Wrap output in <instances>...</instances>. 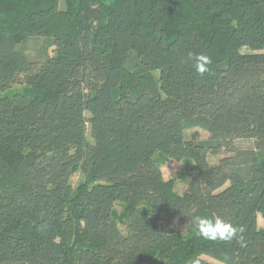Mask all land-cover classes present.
I'll return each mask as SVG.
<instances>
[{
  "label": "trees",
  "instance_id": "trees-1",
  "mask_svg": "<svg viewBox=\"0 0 264 264\" xmlns=\"http://www.w3.org/2000/svg\"><path fill=\"white\" fill-rule=\"evenodd\" d=\"M260 216L264 0H0V264H264Z\"/></svg>",
  "mask_w": 264,
  "mask_h": 264
},
{
  "label": "rangeland",
  "instance_id": "rangeland-1",
  "mask_svg": "<svg viewBox=\"0 0 264 264\" xmlns=\"http://www.w3.org/2000/svg\"><path fill=\"white\" fill-rule=\"evenodd\" d=\"M61 5L63 7L64 0H60ZM44 45V41L42 39L37 40H31L27 44L28 53L31 57L38 56L39 52L42 49V46ZM198 131V138L200 139H208L211 134L208 132H205L203 130H197ZM255 142L250 140H239L236 142L237 148L240 149H249L254 147ZM223 155V154H222ZM220 155V156H222ZM219 157L217 156H211L209 157V161L211 163H216L218 161ZM163 173L166 180H173L176 184V190L179 193L185 192L187 189V184L191 176L195 172V164L193 162H177L173 160L167 161L163 167ZM72 184L73 186H77L81 182V175L79 173L74 174L72 176ZM259 224L260 227H264V219L260 216L259 217ZM215 264H221L217 261L212 260Z\"/></svg>",
  "mask_w": 264,
  "mask_h": 264
},
{
  "label": "clouds",
  "instance_id": "clouds-1",
  "mask_svg": "<svg viewBox=\"0 0 264 264\" xmlns=\"http://www.w3.org/2000/svg\"><path fill=\"white\" fill-rule=\"evenodd\" d=\"M189 57L193 60L197 75L203 77L205 74H211L210 65L213 62L209 56L202 53H190ZM193 223L198 234L210 241L229 242L237 238L238 233L244 231L243 228L233 226L222 218L210 215H196L193 217Z\"/></svg>",
  "mask_w": 264,
  "mask_h": 264
},
{
  "label": "crops",
  "instance_id": "crops-1",
  "mask_svg": "<svg viewBox=\"0 0 264 264\" xmlns=\"http://www.w3.org/2000/svg\"><path fill=\"white\" fill-rule=\"evenodd\" d=\"M259 226H260V224H259ZM264 228V227H263Z\"/></svg>",
  "mask_w": 264,
  "mask_h": 264
}]
</instances>
